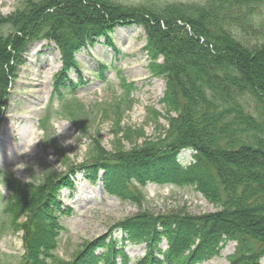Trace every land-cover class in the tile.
Returning <instances> with one entry per match:
<instances>
[{
    "label": "trees",
    "instance_id": "trees-1",
    "mask_svg": "<svg viewBox=\"0 0 264 264\" xmlns=\"http://www.w3.org/2000/svg\"><path fill=\"white\" fill-rule=\"evenodd\" d=\"M26 10L0 22V108L8 63L18 60L14 48L40 39L54 42L61 49L64 66L57 87L60 81L64 94H71L84 82L74 60L76 52L96 43L111 46L117 55L112 44L116 31L142 28L149 57L160 60L152 70L164 79V106L174 115L155 141L130 153L101 155L76 169L90 180L101 173L103 188L122 200L134 194V182H152L158 187L191 185L215 207L197 217L143 212L117 222L108 236L85 244L74 257L77 264H115L117 257L122 261L125 257L122 246L142 242L145 252L135 264H173L179 252L177 263L196 264L200 257H212L228 241L238 246V255L230 264L237 260L264 264V0L161 5L36 0ZM161 24L166 31H161ZM105 63L99 66L100 74ZM71 68L76 70L77 80L65 83V72ZM186 150L192 151V158L182 164L179 154ZM73 170L49 183L40 209L32 208L30 197L23 193L25 185L0 171V185L9 188L15 204L8 208L29 210L31 224L25 235L39 248L37 261L38 248L23 264L56 261L61 229L40 230L42 221L37 216L50 207L51 198L56 199L52 191L72 185ZM112 230L120 237H113ZM159 238L165 240L164 246ZM195 238L197 243L190 250Z\"/></svg>",
    "mask_w": 264,
    "mask_h": 264
},
{
    "label": "rangeland",
    "instance_id": "rangeland-1",
    "mask_svg": "<svg viewBox=\"0 0 264 264\" xmlns=\"http://www.w3.org/2000/svg\"><path fill=\"white\" fill-rule=\"evenodd\" d=\"M34 1L0 0V22L14 13H25ZM122 1L129 5H161L192 0ZM160 29L166 31L163 24ZM186 29L189 30L187 26ZM115 34L112 44L124 53L123 61H117L119 55L105 45L96 46L87 54L84 50L75 53L84 82L72 94H64L60 81L57 87L64 66L61 49L52 41L40 39L27 45L25 42L12 50L18 60L8 63L7 86L0 108V171L25 185L23 193L30 197L32 208L40 209L49 183L74 169L70 173L72 189L52 191L56 199L51 198L50 207L37 216L42 221L40 230L53 226L61 229L56 261L51 264H77L74 257L88 241L107 236L115 223L143 212L151 216L197 217L215 210L191 185L158 187L151 182H134V194L122 200L103 188L100 175L88 181L76 169L101 155L104 158L117 151L130 153L155 141L174 115L164 106L165 82L152 70L160 60L149 57L150 47L143 29L121 28ZM103 62H111L115 67L107 66L100 74L98 68ZM66 73L63 82H76L74 69ZM46 196L49 198L50 194ZM11 197L9 188L0 186V264H23L31 260L38 247L25 235V228L31 224L29 210L16 207L10 211L8 207L15 205ZM113 237L118 235L114 233ZM196 239H191L190 250ZM160 245L164 246L165 240ZM122 250L125 257L123 261L117 257V264H135L143 256L145 244L125 245ZM181 253L176 254L173 264H179L175 260ZM183 254L187 255V251ZM237 255V244L229 241L212 257H200L196 264H230ZM38 256L39 248L34 261Z\"/></svg>",
    "mask_w": 264,
    "mask_h": 264
},
{
    "label": "clouds",
    "instance_id": "clouds-1",
    "mask_svg": "<svg viewBox=\"0 0 264 264\" xmlns=\"http://www.w3.org/2000/svg\"><path fill=\"white\" fill-rule=\"evenodd\" d=\"M195 161H193V163H194Z\"/></svg>",
    "mask_w": 264,
    "mask_h": 264
}]
</instances>
